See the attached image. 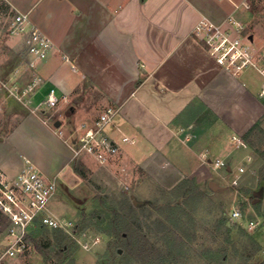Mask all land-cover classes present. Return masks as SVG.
<instances>
[{"label":"crops","instance_id":"0c3cea01","mask_svg":"<svg viewBox=\"0 0 264 264\" xmlns=\"http://www.w3.org/2000/svg\"><path fill=\"white\" fill-rule=\"evenodd\" d=\"M251 2L0 0L1 14L27 13L26 26L36 25L53 42L48 57L29 68L24 35L0 26V44L17 60L2 80L18 78L25 86L39 75L42 82L28 97L42 101L50 89L60 97L58 109L48 115L29 105V111L21 112L10 95L0 94V170L9 179L29 165L61 180L76 174L79 159L72 158L55 123L69 131L98 118L93 109L103 113L112 108L116 115L108 132L120 143V152L108 164L119 161L130 176H136L138 166L144 177L165 185L182 182L179 189L188 183L194 189L224 188L213 179L223 171L236 174L234 161L249 155L245 133L264 119L263 78L254 77L259 73L254 68L235 72L222 67L194 27L204 17L226 24L231 15L247 25L253 17ZM124 135L134 142L121 141ZM233 135L244 144L237 146ZM59 147L67 149L62 157ZM217 159L230 167L214 169L210 162ZM211 182L218 188L212 189Z\"/></svg>","mask_w":264,"mask_h":264},{"label":"rangeland","instance_id":"374dc122","mask_svg":"<svg viewBox=\"0 0 264 264\" xmlns=\"http://www.w3.org/2000/svg\"><path fill=\"white\" fill-rule=\"evenodd\" d=\"M251 10L253 17L247 23L246 32L255 35L258 44H263L264 0H252ZM16 15L5 10L1 14L0 26L5 32L11 33V22ZM2 45L1 42L0 94L9 96L4 83L12 87L18 78L8 83L2 77L8 75L17 60ZM259 75L254 73L257 80L261 78ZM9 100L21 112L29 111L14 95H10ZM92 112L94 117L101 114L98 109ZM52 113L51 110L48 115ZM261 126L263 130L255 129L247 141L248 149L245 148L252 159L248 161L240 155L234 161L236 174L221 171L222 175L213 180L224 188L216 191L206 185L194 189L193 183L179 189L181 180L176 187H171L155 178L144 177L138 166L134 168L138 171L136 176H130L129 168L123 171L119 161L100 165L82 156L78 166L84 174L76 172L58 179V190L51 201L52 212L71 225L66 229L34 227L27 239V249L7 264H157L158 251L171 264H261L264 260V193L256 202L250 197L253 190L264 189L261 176L264 172L261 154L264 119ZM58 153L62 157L67 149L59 147ZM238 166H243L245 171L238 172ZM235 208L242 213L237 221L231 219ZM252 219L258 225L249 230L245 226ZM122 220L130 224L128 230L134 233L126 241L113 224H118V229ZM9 227L8 217L0 211V253L7 247ZM142 235L145 240H141ZM95 238L98 242L91 248L83 246ZM62 246H65L63 251ZM141 249H148L147 254ZM140 253L145 254L142 257Z\"/></svg>","mask_w":264,"mask_h":264},{"label":"built area","instance_id":"2783aa9c","mask_svg":"<svg viewBox=\"0 0 264 264\" xmlns=\"http://www.w3.org/2000/svg\"><path fill=\"white\" fill-rule=\"evenodd\" d=\"M29 22L27 13H18L11 22L10 32L13 35H24L27 66L36 68L46 59L53 48L52 40L36 25ZM246 24L232 15L226 24L215 23L208 18H201L194 27V34L204 43L215 60L225 69L239 72L246 68L256 69L263 78L260 95L264 98V43L258 45L253 35L246 32ZM42 78L34 75L28 85L16 82L12 87L6 83L9 95H14L29 105L33 112L55 111L60 105V97L55 89H50L42 101L35 102L28 97L37 90ZM116 111L109 108L98 118L84 120L76 124L69 131L58 127V135L63 139L72 153L73 159L82 156L90 157L98 164L107 165L120 152V143L110 135L108 126L114 122ZM237 146L244 144L242 137L233 135ZM123 142H134L129 136L121 138ZM206 154H204V157ZM248 161L252 159L247 157ZM214 169L228 168L230 164L223 159L210 162ZM238 172H244L243 166H238ZM233 183L237 182L233 180ZM58 190L57 177H48L33 165L23 169L14 179H9L0 170V211L10 222L8 230V244L0 253V264H7L8 260L16 259L27 249V239L37 222L50 228H67L71 223L56 216L51 210V201ZM242 213L239 208L231 212L232 220H239ZM258 225L256 220H249L245 228L254 230ZM86 241V249L95 245L98 240Z\"/></svg>","mask_w":264,"mask_h":264},{"label":"trees","instance_id":"16d2710c","mask_svg":"<svg viewBox=\"0 0 264 264\" xmlns=\"http://www.w3.org/2000/svg\"><path fill=\"white\" fill-rule=\"evenodd\" d=\"M263 101H264V98H263ZM257 128H259L260 131L263 130V128H262V126H261V121L256 122V123H255V124L249 129V131H247V133H245L244 138H245L247 141H249L248 139H249L250 135H251V134L254 132V130L257 129ZM261 154H262V156L264 157V151H263ZM74 170H75V172H77V173L80 174V175H83V174H84V171H83L82 169H80V167L78 166L77 163H74ZM263 170H264V169H263ZM261 176L264 177V172H261ZM256 192L264 193V189H263V187L260 188L258 191L253 190V191L251 192V194H250L251 199L255 198V193H256ZM221 221H222V222L224 221V218H223V217L221 218ZM113 224H114V229H115V230H118V234L124 239V241L129 240L128 238H130V236L132 237V236L134 235L132 229H130V230L132 231V233H130L131 231L129 232L128 227H130V224H129L127 221L125 222L124 220H122V221H121V225L118 227V229L116 228V226H118V224H116L115 222H114ZM36 226H42V225H41V223L37 222V224H36L34 227H36ZM34 227L31 228V231L33 230ZM120 227H121V229H120ZM75 228H77V227H75ZM119 229H120V230H119ZM29 236H30V233H29V235H28V238H29ZM142 237H143V238H142ZM143 239L145 240L144 235L141 236V240H143ZM60 250H61V251L65 250V246H62V247L60 248ZM140 251H141V252H142V251H143V252H146V251H148V249H141ZM140 254H141V256L143 257V254H145V253H140ZM146 254H147V252H146ZM153 254H154V253H153ZM157 262H158L157 264H171V263H167L165 255H164L163 253H160L159 251L157 252ZM172 264H175V263H172ZM261 264H264V260L261 262Z\"/></svg>","mask_w":264,"mask_h":264},{"label":"water","instance_id":"95a60500","mask_svg":"<svg viewBox=\"0 0 264 264\" xmlns=\"http://www.w3.org/2000/svg\"><path fill=\"white\" fill-rule=\"evenodd\" d=\"M60 124H61L60 121H57V122L55 123L56 126H60ZM210 185H211V188H212V189H216V188H218V185H217L215 182H211ZM261 195H262L261 192H256V193H255V202H256V200H258V198H259ZM134 203L137 204L138 201L135 199V200H134Z\"/></svg>","mask_w":264,"mask_h":264}]
</instances>
